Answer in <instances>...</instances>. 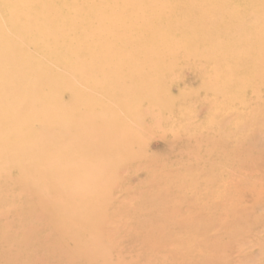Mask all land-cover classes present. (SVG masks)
I'll return each instance as SVG.
<instances>
[{
	"label": "bare ground",
	"instance_id": "1",
	"mask_svg": "<svg viewBox=\"0 0 264 264\" xmlns=\"http://www.w3.org/2000/svg\"><path fill=\"white\" fill-rule=\"evenodd\" d=\"M156 134L179 175L140 159ZM258 136L264 0H0V264H222ZM140 162L148 189L112 211Z\"/></svg>",
	"mask_w": 264,
	"mask_h": 264
},
{
	"label": "rangeland",
	"instance_id": "2",
	"mask_svg": "<svg viewBox=\"0 0 264 264\" xmlns=\"http://www.w3.org/2000/svg\"><path fill=\"white\" fill-rule=\"evenodd\" d=\"M187 77H190L188 75ZM175 91V89H174ZM198 122L203 120V112L201 111L198 116ZM241 138H245L248 141L254 139L255 132L253 130L246 129L241 133ZM257 144L248 149V160L247 163L236 161V166H254L257 162L258 157L264 156V137H255ZM220 146L224 144L220 141ZM241 146H236V151L240 150ZM223 148V147H222ZM179 150V146L170 144L165 140L160 134L153 135V138L149 139L147 146L139 153L140 159H146L147 157L159 164L156 170H153V174L160 177L170 176L171 178L180 174L182 171L181 166H179L175 161H169L170 155ZM227 156V153H224ZM167 155V156H166ZM262 159V158H261ZM169 161V162H168ZM148 168L142 162L135 164V166L126 165L119 171L118 182L115 188L112 190L111 201L114 206L112 211H116L117 207L121 206L125 199L130 196H139L145 193L148 189V184L145 183ZM244 172V171H242ZM253 176L250 178L249 183L246 180H237L235 182L236 188L244 189V192H250L249 196L251 198L247 203L245 199H238L236 202L239 203V208L252 206V213L247 216L246 222L245 218L237 221L233 225L235 226L234 236L228 235L227 238L222 240L224 246L223 252L226 256V262H221L222 264H264V166L258 171L251 174ZM157 178V177H156ZM153 177V180L156 179ZM262 186L261 194H254L252 191L253 187ZM136 198V197H135ZM136 202L134 203L137 204ZM31 218L37 222L42 223L43 215H31ZM109 229L113 232L114 239L121 240L122 237L127 236L128 229L126 226H120L116 224L109 225ZM220 229L214 230L212 233H220ZM223 232L222 230H220ZM232 236V237H230ZM224 260V257H223ZM220 262V261H219Z\"/></svg>",
	"mask_w": 264,
	"mask_h": 264
}]
</instances>
